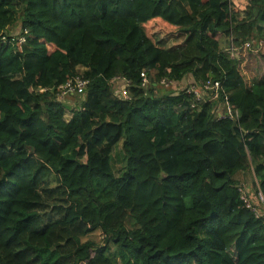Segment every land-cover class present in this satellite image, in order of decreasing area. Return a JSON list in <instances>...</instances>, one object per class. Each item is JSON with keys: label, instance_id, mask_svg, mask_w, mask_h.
<instances>
[{"label": "trees", "instance_id": "obj_1", "mask_svg": "<svg viewBox=\"0 0 264 264\" xmlns=\"http://www.w3.org/2000/svg\"><path fill=\"white\" fill-rule=\"evenodd\" d=\"M240 3L0 0V264H115L110 242L120 264H264V223L236 179L252 172L264 197V70L255 79L241 55L264 39V0ZM187 77L219 81L237 116L154 94ZM77 78L85 98L65 120L58 87ZM95 231L103 245L82 241Z\"/></svg>", "mask_w": 264, "mask_h": 264}, {"label": "rangeland", "instance_id": "obj_2", "mask_svg": "<svg viewBox=\"0 0 264 264\" xmlns=\"http://www.w3.org/2000/svg\"><path fill=\"white\" fill-rule=\"evenodd\" d=\"M238 4L240 3V0H235ZM20 34V26L19 23L15 24L10 30L9 35L10 37H18ZM223 48L228 51V54L230 57H233V54L230 51V47L227 43H223ZM264 54V39L263 40H249L247 41L241 51V55L244 59V61L247 64L248 71L253 75L255 79H259L262 75V72L264 70V62L260 58V56ZM83 70H79L80 74ZM82 77L81 75H79ZM144 76L146 74L144 73ZM147 77V76H146ZM149 84L144 89L148 92L152 86L150 83V80L148 78ZM195 82L191 77H187L184 81L181 83H178L176 86H168L165 87L163 85H156L155 87V95H165V94H173L180 91H183L186 87L194 85ZM111 89L119 98H123L122 95L124 93V83L120 79H112L110 81ZM85 90H79L74 89L71 94H66L63 98H57V101H59L64 107V119L69 120L71 118V111L78 109L81 106V103L83 102L85 98ZM149 95V94H147ZM217 107L220 111L224 110L223 105L219 102ZM125 156L121 149V142H119L111 151L110 154V160H109V167L111 172L116 176H120L123 171L125 170ZM237 182L239 185L245 187L252 195V197L255 199V190L253 189L252 182L254 180L253 173L252 172H246V173H238L236 176ZM44 221H47L48 219H54L58 217L59 215L51 212L50 209H48L45 212ZM126 227L127 229H134L137 226L133 223L132 219H127L126 221ZM198 235L201 237H204V229L202 227L198 228ZM87 239L93 240L97 244L103 245V238L99 231H95L92 234L87 235L86 237L82 238V241H85ZM109 250L107 252V257L111 259L112 262L115 264H120L118 261V258L115 256L114 253V246L113 243L110 242L108 244Z\"/></svg>", "mask_w": 264, "mask_h": 264}, {"label": "built area", "instance_id": "obj_3", "mask_svg": "<svg viewBox=\"0 0 264 264\" xmlns=\"http://www.w3.org/2000/svg\"><path fill=\"white\" fill-rule=\"evenodd\" d=\"M231 51V49H230ZM232 53V52H231ZM236 57V55H233ZM119 79V78H114ZM87 81L82 79H75L73 82H68L63 86L58 87L60 93L58 94V98H63L66 94H71L74 89L84 90ZM148 84V80L146 76L143 75L141 86L143 88ZM178 82H174L172 80H161L160 85L165 87L168 86H176ZM183 91H185L188 95L193 97V102L191 107L194 108L195 105L199 102L209 101L214 104V118L216 119H233L237 116L236 110L227 102L219 99L221 84L219 81L206 80L200 83H195L192 86L186 87ZM123 99L128 97L127 91L124 85V93L122 95ZM122 99V98H121ZM221 103L224 107L223 111H220L217 107L218 103ZM238 191L240 194V200L242 201L245 208L249 209L255 218H259L263 220L264 223V197L261 192H256L254 199L251 193L243 186L239 185Z\"/></svg>", "mask_w": 264, "mask_h": 264}, {"label": "crops", "instance_id": "obj_4", "mask_svg": "<svg viewBox=\"0 0 264 264\" xmlns=\"http://www.w3.org/2000/svg\"><path fill=\"white\" fill-rule=\"evenodd\" d=\"M262 74H263V72H262Z\"/></svg>", "mask_w": 264, "mask_h": 264}]
</instances>
